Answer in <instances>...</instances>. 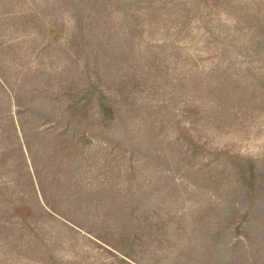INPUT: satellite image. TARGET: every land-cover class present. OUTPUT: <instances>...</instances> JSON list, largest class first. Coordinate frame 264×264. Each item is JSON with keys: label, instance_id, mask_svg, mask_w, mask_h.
<instances>
[{"label": "rangeland", "instance_id": "1", "mask_svg": "<svg viewBox=\"0 0 264 264\" xmlns=\"http://www.w3.org/2000/svg\"><path fill=\"white\" fill-rule=\"evenodd\" d=\"M0 264H264V0H0Z\"/></svg>", "mask_w": 264, "mask_h": 264}]
</instances>
